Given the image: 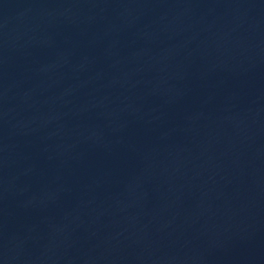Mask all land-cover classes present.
I'll use <instances>...</instances> for the list:
<instances>
[{"label":"water","instance_id":"1","mask_svg":"<svg viewBox=\"0 0 264 264\" xmlns=\"http://www.w3.org/2000/svg\"><path fill=\"white\" fill-rule=\"evenodd\" d=\"M0 264H264V0H0Z\"/></svg>","mask_w":264,"mask_h":264}]
</instances>
